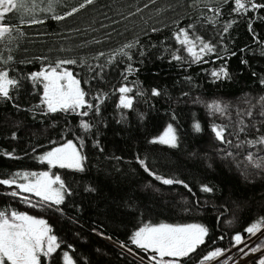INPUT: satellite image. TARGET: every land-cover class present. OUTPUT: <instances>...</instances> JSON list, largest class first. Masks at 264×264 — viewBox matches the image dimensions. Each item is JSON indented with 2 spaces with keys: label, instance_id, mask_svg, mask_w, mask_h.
<instances>
[{
  "label": "trees",
  "instance_id": "16d2710c",
  "mask_svg": "<svg viewBox=\"0 0 264 264\" xmlns=\"http://www.w3.org/2000/svg\"><path fill=\"white\" fill-rule=\"evenodd\" d=\"M82 2L60 0L55 12L63 14ZM232 7V3L222 4L216 0H94L65 20L48 18L43 24L24 26V36L17 35L10 42L0 44V55L4 59L9 55L13 57L9 64H0V68L8 69L11 76L22 82L13 100H0V153L14 152L17 157L9 159L0 155V178L17 171H48V165L39 162L38 156L67 140L75 142L77 136L85 137V171L51 169L61 175L72 194L59 205V211L53 206L57 213L51 209L41 213V218L61 242L60 255L69 251L75 264H140L117 248L123 242L128 251L141 254L130 242L139 227L197 223L209 230L205 244L189 257L182 258L180 264H199L216 246L228 247L234 232L248 236L245 229L264 218V176L245 181L218 161L208 165L203 157L215 121L206 116L202 107L188 102L194 96H264L261 83L264 79V19L260 18L264 17V9L237 16L232 13ZM210 8L221 9L218 23L208 22V18L215 15ZM39 15L44 18L51 14ZM232 20L237 23L221 40L223 26ZM249 21L252 32L248 29ZM6 22L19 25L18 14H9ZM190 24L195 26L198 35L216 44L217 52L224 59H217L216 54L206 57L208 62L201 64L171 59V51L181 49L173 34L179 28L187 29ZM153 28L159 30L153 32ZM133 42L138 43L130 54L133 66L139 71L129 77V82L138 81L144 95L135 98L134 111L123 110L127 115L125 123H117L121 114L116 108L118 93L110 95L102 108V117L93 113L84 118L95 125L87 134L79 127L81 117L78 115H43L38 114L39 109L36 113L30 111L39 104L43 91L42 86L33 88L28 79L30 73L57 60L75 59L77 64L66 67L78 73L82 81H91L90 84L82 82L86 91L93 95L98 90L111 93L123 82L121 73L127 67V58H119L108 66L103 80L91 79L93 73L89 72L88 65L103 64L116 50ZM165 48L169 51L165 52ZM141 51L144 56L140 55ZM98 53L105 55L96 60ZM179 54L188 59L182 49ZM81 60L87 63L81 65ZM224 64L231 79L213 82L212 70ZM153 88L162 95L152 96ZM141 113L143 120L139 119ZM196 121L202 125L200 133L192 127ZM168 124L176 129L179 146L170 148L150 143ZM226 132L238 149L243 147L245 151L258 154L259 150H264V145L249 147L244 143L264 136V122L251 125L248 119L237 117L233 127L226 126ZM12 133H16V139L12 138ZM96 140L103 151L94 146ZM138 156L146 160L153 172L183 181L191 192L183 184L164 185L155 180L137 163ZM148 180L156 182L166 192L184 193L189 209L176 203L174 197L144 190L143 184ZM201 185H208L213 191L202 192ZM89 186L95 191H86ZM11 190L0 186V210L33 215L19 197L7 194ZM229 217L235 220L233 227L227 226ZM259 258L261 255H257L252 264H258ZM53 264H61L58 256L54 257Z\"/></svg>",
  "mask_w": 264,
  "mask_h": 264
},
{
  "label": "snow or ice",
  "instance_id": "6c2138e0",
  "mask_svg": "<svg viewBox=\"0 0 264 264\" xmlns=\"http://www.w3.org/2000/svg\"><path fill=\"white\" fill-rule=\"evenodd\" d=\"M151 2H155V0H151ZM216 2L222 4L232 3V13L237 16H245L249 12H258L264 9V0H259V2L257 0H216ZM58 3H60V0H0V44H4L6 41L10 42L17 35L24 36L25 33L22 31L24 26L31 27L36 24H43L48 18L55 21L65 20L87 5L93 4L94 0H83L78 7H73L63 14H56L55 12V7ZM41 4H45L46 6L40 7ZM147 6L146 4L145 7ZM209 10L214 12L215 15L209 17L208 22L210 24L218 23L217 18L222 14L221 9L210 8ZM13 12L18 14L19 25H12L6 22V17ZM39 13H48L51 15L50 17L41 18ZM260 18L264 19V17ZM235 23L237 21L232 20L223 26V32L220 34L221 40L229 33V30ZM194 28L195 26L190 24L187 29L179 28L173 34L177 44L187 53L188 59L185 60V57L179 54L181 49L171 51V59L189 64L207 63L208 61L205 58L213 54H216L217 59H224L217 52L216 44L198 35L194 31ZM248 29L252 32L251 21H249ZM158 30L156 28L152 29L153 32ZM253 38L256 39L255 34ZM137 43L133 42L122 46L114 54L109 56L103 64L88 65L89 72L93 73L91 79L103 80L105 69L108 66L118 62L119 58H127V67L121 73L123 82L118 88H113L111 93L98 90L93 95L86 91L82 87V82L83 84H90L91 81L89 79L82 81L78 73L74 74L73 71L66 67V65L77 64L78 61L75 59L57 60L54 64H45L41 67V70L30 73L28 79L31 81L33 88L42 86L43 89L39 104L35 105L30 111L36 113V110L39 109L40 112L38 114L43 115L55 113L78 115L81 117L79 127L87 134L91 133L95 125L84 118L89 117L93 113L97 117H102L104 104L110 95L118 93L119 98L116 108L120 110L121 114L117 123H125L127 115L123 110L134 111L135 98L144 95V91L138 81L129 82V77L139 71L138 68L133 66V57L130 54V50L136 47ZM168 51L169 49L165 48V52ZM225 52H227L226 47ZM104 55V53H98L94 59L100 60ZM140 55L144 56V51H141ZM232 55H235V53L233 52ZM12 60L13 57L11 55L6 59L0 55V64L7 65ZM79 63L84 65L87 61L81 60ZM242 63H247V61H242ZM211 76L214 78L213 82L231 79L226 64L222 65L219 69L212 70ZM187 79L190 80L191 78L188 77ZM261 83L264 84V79L261 80ZM21 87V79L11 76L8 69L0 68V100H13L14 93L18 92ZM133 93H135V96L132 95ZM151 95L160 96L162 93L158 89L153 88ZM184 95H187V93ZM260 102L264 103V97L260 98ZM13 106L19 108V105L16 104ZM206 107L210 115L217 113L224 115L227 111V106H223L218 101H212L206 104ZM247 115L251 117L252 112L248 111ZM261 115L264 116V112H261ZM139 119H144L142 113L139 114ZM173 119H175V116H173ZM192 127L196 133H200L203 130L199 121L194 122ZM243 130L242 127L241 131ZM211 131L221 143L231 144V141L225 138L226 126L213 123L211 125ZM12 138L16 139V133H12ZM149 142L152 144L166 145L170 148H177L179 146L177 131L172 124H168L158 137H154ZM244 143H247L249 147L264 145V136L258 137L255 140H248ZM84 144L85 137L83 136H77L75 142L73 140H67L38 156L39 162L48 165V171H17L10 173L7 178H0V186L12 189L7 194L13 197H19L22 202L30 207L45 208L56 206V210L59 211V205L63 204L66 196L71 195L72 192L61 175L52 174L51 169L58 167L76 172L85 171L87 157L83 154ZM94 146L99 148L100 151H103L99 140L94 141ZM237 147H240V145L238 144ZM0 155H4L9 159L17 158L14 152L0 153ZM227 155L231 156L232 153L229 152ZM246 159L253 167L257 169L264 168V158L254 159L253 154L249 153ZM137 163L146 173L160 183L164 185L183 184L191 192V188L187 184H184L183 181L165 178L153 172L145 159L138 156ZM85 190L94 192L95 188L89 186ZM201 191L211 193L213 188L208 185H201ZM32 197L37 198L35 202ZM262 225H264V218L252 223L245 229V232L249 234V238L257 236L258 233L262 232ZM208 234V228L197 223L175 225L168 223H160L157 225L144 224L132 234L130 242L145 253H153L154 255L149 256L148 259L154 262V264H180L182 258L189 257L201 245L205 244V238ZM108 239L111 238L108 237ZM232 239L234 241L233 247L244 244L243 248L238 249L244 256L261 252V249L264 248V240H261L255 246L249 247L245 238L240 233H236ZM71 247V245L68 246L69 249ZM120 247L126 248L127 245L121 242ZM60 248L61 242L53 234L52 227L45 219L16 210H0V264H53L54 254ZM220 257H225V250L216 248L203 256L199 264H207V262ZM231 259V256H227L219 264H228ZM62 264H75L69 251H63ZM258 264H264V256L259 258Z\"/></svg>",
  "mask_w": 264,
  "mask_h": 264
},
{
  "label": "rangeland",
  "instance_id": "374dc122",
  "mask_svg": "<svg viewBox=\"0 0 264 264\" xmlns=\"http://www.w3.org/2000/svg\"><path fill=\"white\" fill-rule=\"evenodd\" d=\"M261 97L255 98L249 95H243L234 98H228L223 96H212V97L194 96L189 98L188 102L202 107L206 116L214 120L215 123H217L218 125L233 127V120L236 119L237 117H243L245 119H248V122L251 125H255L257 122H264V116L261 115V112H264V103L260 102ZM212 101H218L223 106H227L226 113L224 115H220L219 113L215 115H210L206 107V104ZM248 111L252 112L251 117L247 115ZM225 138L227 140H230L227 132H225ZM230 141H231V145L227 143H221L215 138L214 133H211V135L209 136V142L205 147V151H204L205 156L203 157L204 159H206L207 164L210 165L211 162L218 161L221 164H223V166H225L226 168L235 171L241 177V179L245 181L258 180L262 178L264 176V168L257 169L253 167L252 164H250L249 161L246 159V157L249 153H252L254 159L264 158V150H259L260 151L259 154L252 150L245 151L246 150L245 148L242 147L238 149L233 145L232 140ZM229 152L232 153L231 156L227 155V153ZM51 173L58 174L56 171L52 172V170ZM143 189L152 191L163 197H168V198L174 197L173 199H175L176 203H179L180 206L184 207V209L185 208L189 209V201L187 200V197L184 193L175 194V193L166 192L156 182L152 180L146 181L143 184ZM22 195H28V194H22ZM32 199L35 202L37 198L32 197ZM21 204L27 207L28 209H30L31 211H33L34 214L33 215L30 214V215L37 218H41V213L45 211H49V209L55 211L53 207L33 208L24 202H21ZM234 224H235V220L229 217L227 226L233 227ZM106 239L108 240L107 237ZM118 247L122 250L128 251L127 248H122L120 247V245H118ZM122 250L120 251L123 252ZM261 250L262 253L264 251V248H262ZM123 253L128 255L125 252ZM128 253H129L128 256L132 257L133 259H135L140 263L142 262L140 260H137L136 257L146 260L149 263H154L148 259L149 256L153 255L150 252L145 253L141 250V254L140 253L135 254L133 251L131 252L128 251Z\"/></svg>",
  "mask_w": 264,
  "mask_h": 264
},
{
  "label": "built area",
  "instance_id": "2783aa9c",
  "mask_svg": "<svg viewBox=\"0 0 264 264\" xmlns=\"http://www.w3.org/2000/svg\"><path fill=\"white\" fill-rule=\"evenodd\" d=\"M240 233L246 240V243H248L249 247L255 246L257 243H259L261 240L264 239V225H262V232L258 233L257 236H253L249 238L248 236H244L241 232L236 231L232 234L231 236V242L228 247H221V246H216L213 250L216 248H220L225 250V257H220L217 259H214L212 261L207 262V264H219L220 261H223L227 256H231V260H229L228 264H252L253 259L258 255L259 252L250 254L247 256H244L242 253L238 251L239 248H243L244 244H241L237 247H233L234 241L232 237L236 234ZM247 251V249H245ZM137 260H140L142 263L140 264H154V263H149L146 260L140 259L139 257H136ZM138 262V261H137Z\"/></svg>",
  "mask_w": 264,
  "mask_h": 264
},
{
  "label": "flooded vegetation",
  "instance_id": "af4514ba",
  "mask_svg": "<svg viewBox=\"0 0 264 264\" xmlns=\"http://www.w3.org/2000/svg\"><path fill=\"white\" fill-rule=\"evenodd\" d=\"M53 213H57V212H54V211H52ZM62 253L63 252H61V255H60V251L58 250V252L56 253V254H54V257L56 256H58L59 257V260H60V262H61V264H62ZM59 254V255H58ZM259 255H261V257L262 256H264V251L262 252V253H260Z\"/></svg>",
  "mask_w": 264,
  "mask_h": 264
},
{
  "label": "water",
  "instance_id": "95a60500",
  "mask_svg": "<svg viewBox=\"0 0 264 264\" xmlns=\"http://www.w3.org/2000/svg\"><path fill=\"white\" fill-rule=\"evenodd\" d=\"M107 241V240H106ZM117 248H119V247H117ZM120 249V248H119ZM120 250H122V249H120ZM123 252H125V253H127L128 255H129V253H128V251H126V250H122Z\"/></svg>",
  "mask_w": 264,
  "mask_h": 264
},
{
  "label": "bare ground",
  "instance_id": "6f19581e",
  "mask_svg": "<svg viewBox=\"0 0 264 264\" xmlns=\"http://www.w3.org/2000/svg\"><path fill=\"white\" fill-rule=\"evenodd\" d=\"M135 255V254H134Z\"/></svg>",
  "mask_w": 264,
  "mask_h": 264
}]
</instances>
